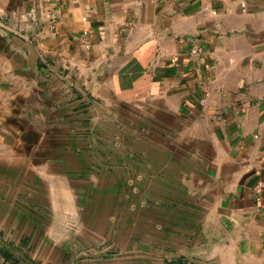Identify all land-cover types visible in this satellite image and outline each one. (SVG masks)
I'll return each mask as SVG.
<instances>
[{"label":"crops","instance_id":"crops-1","mask_svg":"<svg viewBox=\"0 0 264 264\" xmlns=\"http://www.w3.org/2000/svg\"><path fill=\"white\" fill-rule=\"evenodd\" d=\"M0 264H264V0H0Z\"/></svg>","mask_w":264,"mask_h":264},{"label":"built area","instance_id":"built-area-1","mask_svg":"<svg viewBox=\"0 0 264 264\" xmlns=\"http://www.w3.org/2000/svg\"><path fill=\"white\" fill-rule=\"evenodd\" d=\"M157 1H160V0H157ZM242 6H244V3H242ZM48 16H49V14H48ZM199 49L198 48H192L191 49V54H193V55H198L199 54ZM177 60V58L176 57H173L172 58V61H176Z\"/></svg>","mask_w":264,"mask_h":264}]
</instances>
